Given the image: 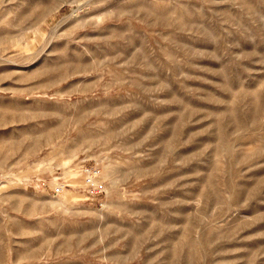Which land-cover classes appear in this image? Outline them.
<instances>
[{
    "label": "rangeland",
    "instance_id": "rangeland-1",
    "mask_svg": "<svg viewBox=\"0 0 264 264\" xmlns=\"http://www.w3.org/2000/svg\"><path fill=\"white\" fill-rule=\"evenodd\" d=\"M0 264H264V0H0Z\"/></svg>",
    "mask_w": 264,
    "mask_h": 264
},
{
    "label": "built area",
    "instance_id": "built-area-1",
    "mask_svg": "<svg viewBox=\"0 0 264 264\" xmlns=\"http://www.w3.org/2000/svg\"><path fill=\"white\" fill-rule=\"evenodd\" d=\"M86 183L88 188L91 190L92 193H99L101 189L98 187L97 183L95 182L96 178H98L100 171L96 166H92L90 168H86ZM63 188H57L58 192H62Z\"/></svg>",
    "mask_w": 264,
    "mask_h": 264
}]
</instances>
